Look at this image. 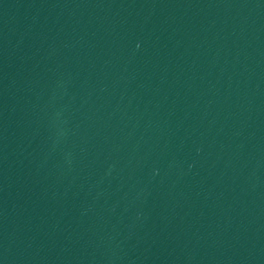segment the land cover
<instances>
[{
  "label": "water",
  "instance_id": "water-1",
  "mask_svg": "<svg viewBox=\"0 0 264 264\" xmlns=\"http://www.w3.org/2000/svg\"><path fill=\"white\" fill-rule=\"evenodd\" d=\"M0 264H264V0H0Z\"/></svg>",
  "mask_w": 264,
  "mask_h": 264
}]
</instances>
